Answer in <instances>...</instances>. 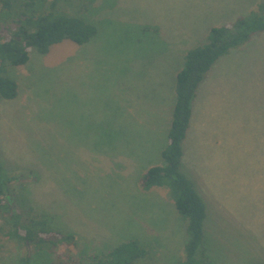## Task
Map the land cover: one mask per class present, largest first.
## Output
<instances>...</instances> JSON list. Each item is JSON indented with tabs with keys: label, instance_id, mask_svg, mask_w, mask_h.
<instances>
[{
	"label": "rangeland",
	"instance_id": "1",
	"mask_svg": "<svg viewBox=\"0 0 264 264\" xmlns=\"http://www.w3.org/2000/svg\"><path fill=\"white\" fill-rule=\"evenodd\" d=\"M263 1H59L96 35L44 55L31 50L10 72L17 96L0 99V160L17 178L14 208L46 214L73 237L50 258H89L137 240L149 252L137 264L183 259L186 223L169 191H143L139 179L163 164L187 51ZM193 106L181 171L206 208L196 258L264 264V31L219 57ZM10 251L26 253L0 239V258H14Z\"/></svg>",
	"mask_w": 264,
	"mask_h": 264
},
{
	"label": "trees",
	"instance_id": "2",
	"mask_svg": "<svg viewBox=\"0 0 264 264\" xmlns=\"http://www.w3.org/2000/svg\"><path fill=\"white\" fill-rule=\"evenodd\" d=\"M60 0H0V99H14L17 83L11 69L24 65L31 50L44 55L63 41L76 45L89 42L96 28L78 15H69L58 6ZM264 31V1L246 17L234 23L214 27L204 43L187 51L174 85V108L167 145L161 152L162 166H152L139 179L143 191L164 187L175 209L186 223L184 256L177 264H199L196 258L203 244L205 205L193 183L181 171L182 142L186 136L197 89L205 74L222 55ZM0 160V239L26 253L10 251L14 258H0V264H137L149 252L137 240H129L108 252L89 258H50L59 244L71 243L73 237L62 233L46 214H25L14 208L12 178ZM19 179V178H18ZM30 211L33 209L30 206ZM2 243V242H1Z\"/></svg>",
	"mask_w": 264,
	"mask_h": 264
},
{
	"label": "crops",
	"instance_id": "3",
	"mask_svg": "<svg viewBox=\"0 0 264 264\" xmlns=\"http://www.w3.org/2000/svg\"><path fill=\"white\" fill-rule=\"evenodd\" d=\"M258 36H259V35H258ZM258 36H257V37H258ZM259 38H260V37H259ZM261 38H262V37H261ZM210 69H211V68H210ZM195 98H196V96H195ZM194 100H195V99H194ZM193 102H194V101H193ZM193 107H194V106H193V104H192V112H193ZM191 115H192V113H191ZM189 123H190V122H189ZM188 128H189V127H188ZM187 130H188V129H187Z\"/></svg>",
	"mask_w": 264,
	"mask_h": 264
}]
</instances>
